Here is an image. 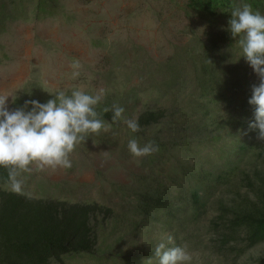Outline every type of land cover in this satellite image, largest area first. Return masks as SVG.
<instances>
[{
	"label": "rangeland",
	"instance_id": "1",
	"mask_svg": "<svg viewBox=\"0 0 264 264\" xmlns=\"http://www.w3.org/2000/svg\"><path fill=\"white\" fill-rule=\"evenodd\" d=\"M37 1L0 0V94L17 97L14 102L9 97L8 110L26 100L45 103L56 91L73 89L105 91L95 109L101 119L104 109H124L114 124L105 121L106 130L76 145L69 154L71 168L37 171L32 166L19 177L20 194L111 209L105 221L98 214L93 254L51 264H124L121 258L136 255L146 264L148 251L161 242L184 247L191 264H264V243L243 250L241 242L223 244L221 231L213 228L217 199L231 203V191L215 192L204 216L175 231L173 224L133 214L136 181L145 184L143 176L154 175L162 182L159 189L170 190L171 180L180 179L178 160L190 168L204 157L220 164L233 158L248 107L243 110L239 103L259 79L239 58L228 21L244 4L264 15V0H230L233 8L218 7L214 15L192 10L189 0H53L38 15ZM74 64L79 65L75 79ZM211 80L213 92L206 94ZM158 108L166 111L165 119L144 135L154 136L166 150L159 154L161 164L149 169L145 156L130 154L125 121ZM205 123L210 126L202 130ZM3 189L11 191L8 183Z\"/></svg>",
	"mask_w": 264,
	"mask_h": 264
},
{
	"label": "trees",
	"instance_id": "2",
	"mask_svg": "<svg viewBox=\"0 0 264 264\" xmlns=\"http://www.w3.org/2000/svg\"><path fill=\"white\" fill-rule=\"evenodd\" d=\"M51 1L38 0L37 14L47 11ZM227 5L233 8L230 0L188 2L192 10L209 15H214L218 7ZM208 82L209 86L204 91L206 94L213 92V80ZM201 84L204 86L205 81ZM250 95L251 91H247L245 100L239 103L243 110L248 107L244 121L239 123L241 137H236L231 151L233 158L226 157L220 164L204 157L201 163L190 168L183 165L181 159L178 160L180 179L171 180L174 188L170 190L159 189L162 182H157L154 175L143 176L145 184L136 181L133 214L137 213L146 222L161 223L163 226L173 224L175 226L170 230L175 231L176 228L183 229L190 223L194 224L204 216L210 197L215 192L225 191L226 195L231 191L235 196L231 203H225L220 198L216 202L219 214L213 228L221 231L222 243L241 242L243 250L264 243V141L257 138V130L248 126L254 121L253 106L247 102ZM112 116L113 112L107 111L103 120L114 124ZM165 116L166 111L161 108L142 111L135 120L139 131H129L130 139H135L138 145L152 143L157 148L145 156L149 169L153 164H161L159 154L165 148L154 136L144 135V130L159 124ZM209 126L205 123L201 129L207 130ZM7 183V171L0 168V264L60 263L64 257L94 253L98 214H103L105 221L112 216L111 209H103L95 203L37 199L3 189ZM154 249L148 251L146 264H156ZM137 257H123L121 260L124 264H140Z\"/></svg>",
	"mask_w": 264,
	"mask_h": 264
},
{
	"label": "clouds",
	"instance_id": "3",
	"mask_svg": "<svg viewBox=\"0 0 264 264\" xmlns=\"http://www.w3.org/2000/svg\"><path fill=\"white\" fill-rule=\"evenodd\" d=\"M227 31L237 41L239 58L243 57L259 83L251 87L248 104L253 106L254 121L249 128L258 131L257 138L264 141V15L253 11L251 5L244 4L231 12ZM238 58V59H239ZM71 78L79 76L78 64L73 65ZM45 103L26 100L24 104L9 111L6 107L9 97L16 100L15 93L0 94V168L7 171L9 188L14 193H22L23 173L72 167L69 154L86 137L106 130L105 121L97 113L96 106L105 96L103 89L89 94L80 89L66 94L58 90ZM108 111V109H104ZM115 121L124 109L112 107ZM128 129L135 133L139 124L135 120L125 121ZM128 150L134 157L148 156L157 148L148 143L138 145L135 139L128 142ZM172 243V237H168ZM156 264H191L192 256L181 246L168 247L164 242L154 249Z\"/></svg>",
	"mask_w": 264,
	"mask_h": 264
}]
</instances>
